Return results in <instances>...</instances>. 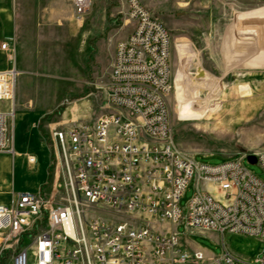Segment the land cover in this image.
Instances as JSON below:
<instances>
[{
    "label": "built area",
    "instance_id": "1",
    "mask_svg": "<svg viewBox=\"0 0 264 264\" xmlns=\"http://www.w3.org/2000/svg\"><path fill=\"white\" fill-rule=\"evenodd\" d=\"M92 2L72 0L75 14L83 16ZM126 4L133 26L116 44L106 113L51 132L61 164L58 200L21 192L12 205L0 204L4 247L32 235V247L18 251L13 264H264V252L251 262L224 241L228 234L264 241V182L244 165L250 155L209 165L177 149L168 102L171 34L140 0ZM1 49L15 62L8 42ZM16 79L15 67L0 72V101L12 105L0 112V153H15ZM252 155L264 171V152ZM27 160L36 164L33 155ZM191 184L193 196L182 207ZM181 225L218 233L221 254L191 249Z\"/></svg>",
    "mask_w": 264,
    "mask_h": 264
},
{
    "label": "rangeland",
    "instance_id": "2",
    "mask_svg": "<svg viewBox=\"0 0 264 264\" xmlns=\"http://www.w3.org/2000/svg\"><path fill=\"white\" fill-rule=\"evenodd\" d=\"M140 1L171 34L168 102L177 149L209 165L264 152V0ZM127 11L126 0H93L83 16L75 14L72 0H0V72L17 71L14 144L17 152H31L38 159L32 169L14 156L13 191L41 180L49 155L52 181L58 156L54 129L94 122L106 113L105 84L116 44L133 26ZM4 42L16 63L1 49ZM11 109L10 102L0 101L1 113ZM244 165L264 182L259 165L248 160ZM193 193L191 184L182 207ZM6 197L14 200L11 194ZM100 210L91 212L111 218V212ZM176 229L190 247L221 254L218 233L182 225ZM224 241L231 252L251 262L264 252V241L255 237L228 234ZM31 247L32 235L10 241L0 264H13L18 251Z\"/></svg>",
    "mask_w": 264,
    "mask_h": 264
},
{
    "label": "crops",
    "instance_id": "3",
    "mask_svg": "<svg viewBox=\"0 0 264 264\" xmlns=\"http://www.w3.org/2000/svg\"><path fill=\"white\" fill-rule=\"evenodd\" d=\"M114 55H115V52H114ZM114 55H113V58H114ZM14 107H15V104H14ZM18 117H19L18 118L19 120L23 119L22 117L20 118V115ZM41 144L44 145V142L41 141ZM10 155H12V158L10 157ZM29 155L35 156V154L31 152H24V153L19 152V151L17 152L16 148H15L14 154H10V153L0 154V204L9 205V206L12 205L14 201L16 200L17 195L21 192H31V193H36V194L41 193L40 195H42L47 200L50 199L54 202L58 200V184L61 179V164H60L59 158H57L55 162V168L53 169V179L51 181L49 171H48L51 165V155L48 156L46 168L44 170L43 177L41 180H36L35 182L31 184L27 183V187L25 188L26 190L23 188L17 192L13 191L14 187L11 181V172L13 170L11 169L10 163L12 164L15 163L14 162L15 161L14 156H15L18 158H22L25 165H27L29 168L34 169L38 164V159L36 158L35 165H31L28 163V160H27V156ZM9 194H11L12 197L14 198L13 201H9L7 199L6 195H9ZM200 231L202 233H205L206 231H209V230H200ZM191 249L202 251L206 254V256H212L211 254H208L206 251H204L198 246L194 245L191 247Z\"/></svg>",
    "mask_w": 264,
    "mask_h": 264
},
{
    "label": "water",
    "instance_id": "4",
    "mask_svg": "<svg viewBox=\"0 0 264 264\" xmlns=\"http://www.w3.org/2000/svg\"><path fill=\"white\" fill-rule=\"evenodd\" d=\"M248 162H250V163H256V158H255V156L250 155V156L248 157Z\"/></svg>",
    "mask_w": 264,
    "mask_h": 264
},
{
    "label": "bare ground",
    "instance_id": "5",
    "mask_svg": "<svg viewBox=\"0 0 264 264\" xmlns=\"http://www.w3.org/2000/svg\"><path fill=\"white\" fill-rule=\"evenodd\" d=\"M242 91H243V94H244V95L249 94L248 91H247V88H245V89L242 88ZM57 155H58V153H57Z\"/></svg>",
    "mask_w": 264,
    "mask_h": 264
}]
</instances>
